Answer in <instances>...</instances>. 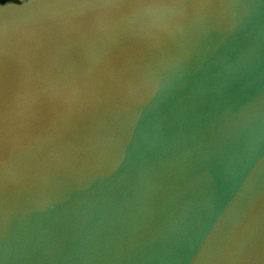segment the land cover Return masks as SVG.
<instances>
[{
	"label": "water",
	"instance_id": "water-1",
	"mask_svg": "<svg viewBox=\"0 0 264 264\" xmlns=\"http://www.w3.org/2000/svg\"><path fill=\"white\" fill-rule=\"evenodd\" d=\"M252 3L243 32L129 121L106 168L40 207L0 190V264H264V125L232 120L264 109V0Z\"/></svg>",
	"mask_w": 264,
	"mask_h": 264
},
{
	"label": "clouds",
	"instance_id": "clouds-1",
	"mask_svg": "<svg viewBox=\"0 0 264 264\" xmlns=\"http://www.w3.org/2000/svg\"><path fill=\"white\" fill-rule=\"evenodd\" d=\"M252 0H0V190L40 207L106 168L129 121L247 27ZM253 53L236 67L250 63ZM237 126L264 125L248 103ZM73 143H63L72 132Z\"/></svg>",
	"mask_w": 264,
	"mask_h": 264
}]
</instances>
